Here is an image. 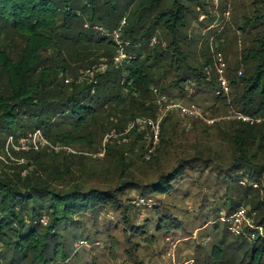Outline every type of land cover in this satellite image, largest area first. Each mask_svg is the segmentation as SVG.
Returning <instances> with one entry per match:
<instances>
[{
  "label": "trees",
  "instance_id": "16d2710c",
  "mask_svg": "<svg viewBox=\"0 0 264 264\" xmlns=\"http://www.w3.org/2000/svg\"><path fill=\"white\" fill-rule=\"evenodd\" d=\"M219 5L230 18L217 51L241 47L229 104L206 74L211 0H0V154L9 139L46 138L22 165L0 163V264H164L175 252L264 264V232L247 243L220 224L245 206L264 226V0ZM116 31L120 45L106 36ZM157 96L205 117L169 111L146 161L149 130L125 132L158 118ZM232 111L259 122L222 118Z\"/></svg>",
  "mask_w": 264,
  "mask_h": 264
},
{
  "label": "built area",
  "instance_id": "2783aa9c",
  "mask_svg": "<svg viewBox=\"0 0 264 264\" xmlns=\"http://www.w3.org/2000/svg\"><path fill=\"white\" fill-rule=\"evenodd\" d=\"M120 32H112L111 34H107L106 36L112 38L118 45H120L121 39H120ZM127 59L126 55L123 53H120L118 56L115 57L113 67L117 68L119 67L125 60ZM217 65L216 73H217V91L216 95L218 96H227L230 92L229 89V83L225 75V64L223 62V59L220 54L216 55V61ZM106 69V66H100L97 69H92L86 71V77L84 79H92L97 71H104ZM207 75L210 74L209 71L206 72ZM225 78V79H224ZM164 100V98H162ZM177 109L182 116H188V117H200L203 118L201 111L196 106L191 107H184L180 105H173L168 106L167 110L170 109ZM165 116V112L158 115V118L156 120L152 119H145V118H138L134 122L130 123L128 126V129L125 133H128L130 130H132L135 126L138 127L140 130H149V143L147 144V151L144 155V158L146 160L150 159V154H152L154 148L156 147L157 143L159 142V136H160V123ZM236 118L238 120H242L244 122H259V120L250 119L249 117L243 116V115H237ZM207 123H213V121H206ZM118 135L115 132L110 133L107 135L104 139V143L107 142L111 138H117ZM12 140V139H10ZM43 137L40 131H35L34 133L28 135L27 137H24L19 140V147L18 150L21 151H30L35 150L37 151L40 146H43L46 144V142L43 141ZM104 151V150H103ZM105 153V151H104ZM104 153H99L97 156L102 158L104 156ZM222 221H226L231 226L230 230H234L235 234L237 236L241 235L245 238H252V233L243 232L244 227L252 228L253 229V222L249 219L247 216V209L246 207L242 206L240 207L232 216L230 217H222ZM249 230V229H248ZM174 259V254L172 255V260ZM174 261V260H173ZM182 264H193V261H185Z\"/></svg>",
  "mask_w": 264,
  "mask_h": 264
},
{
  "label": "rangeland",
  "instance_id": "374dc122",
  "mask_svg": "<svg viewBox=\"0 0 264 264\" xmlns=\"http://www.w3.org/2000/svg\"><path fill=\"white\" fill-rule=\"evenodd\" d=\"M212 1V5H213V14L215 15V20H214V22H212V25H211V27H208V28H205V27H203L202 29V34H204V36L205 35H207V34H209V33H211V39H210V44H211V54H212V61H214V64H215V69L212 67V69H210V74L208 75V78H214L213 77V75L215 76V78H216V75H215V72H216V69H217V65H216V63H215V61H216V55L219 53L220 55H221V57H222V59H223V62H224V64H225V68H223L224 70H226V69H228L229 67H230V65L232 64L231 62V60H230V56H231V59L233 58V59H241V55H240V46H236L235 45V43H229L227 46H224V51L222 50L221 52L220 51H217V50H219V46H215L214 45V40H215V36H214V32L215 33H220L221 31H223L224 30V27H225V23L226 22H228L229 20V18H230V16H229V14H230V12L229 11H225V13H221V11L219 10V1L220 0H211ZM224 16V17H223ZM205 17L204 16H201L200 17V19H199V21H201V20H203ZM229 23V22H228ZM228 25V24H227ZM214 28V29H213ZM153 44V43H152ZM87 71V70H86ZM86 71L84 72V73H82L81 72V74H80V76H79V79L80 80H83L84 79V77H86ZM224 77L226 78H224L225 80H227L228 81V79H227V77L224 75ZM82 78V79H81ZM86 80V79H85ZM69 81V80H68ZM217 81H215V83H216ZM215 87H216V85H215ZM193 94H194V91H193ZM164 98V97H163ZM224 98H226V102H228V104L230 103V99H231V96H230V94H228L226 97H224ZM156 100H157V103L159 104L158 106H159V109H158V112H157V114L158 115H160V114H162V113H164L165 112V115L169 112V111H173V110H177V109H170V110H167V107L168 106H173V105H180V106H184V107H189L188 105H186V104H184V103H180V102H169V101H167V99L166 98H164V100H162V97H160L159 98V96H157V98H156ZM166 106V107H165ZM191 106H196L197 108H199L198 107V105H196V104H192ZM200 109V111H201V114L204 116V109L203 108H199ZM233 112H234V114L236 113L235 111H232V113H230V114H228L227 116H223L222 118H225V119H231V118H233V117H236L234 114H233ZM157 117V116H156ZM205 117V116H204ZM157 119V118H156ZM147 130V129H146ZM144 132V131H143ZM41 134H42V137H43V141L44 142H46V138L43 136V132L41 131ZM148 141H146V145L149 143V134L147 133V136L145 137ZM119 140H125V138H123V139H119ZM118 140V141H119ZM46 146V144L45 145H43V147L42 146H40V148L42 147V148H44ZM18 147H19V141H17V142H15L14 140H8L7 142H6V147H5V149H4V151H2L1 152V154H0V163H2V164H4V167H8L9 168V166H12V167H14V168H16V167H18V166H20V165H22L24 162H26V160L22 157V156H20L21 155V153L22 152H28V151H21V150H18ZM47 148H49V147H47ZM51 148V147H50ZM52 149V148H51ZM67 151H71V152H66V153H69V154H80V152H78L76 149H74V148H67ZM54 154H58L60 151L59 150H54V151H52ZM15 153V154H14ZM102 153H104V151H102ZM85 155H88L89 157H98L97 156V154L96 155H92V154H90V153H86ZM104 157V156H103ZM102 157V158H103ZM98 158H100V157H98ZM143 158H144V155H143ZM145 159V158H144ZM146 160V159H145ZM147 161V160H146ZM2 164H0V167L1 168H4L3 166H2ZM5 170H7L6 168H4ZM10 171H13V170H10ZM264 185V182L262 183V186ZM255 189H258V188H255ZM260 190V196H261V199L263 200L264 199V189H259ZM240 207H242V206H240ZM245 207V206H244ZM222 217V216H221ZM258 215L256 214L255 215V213H254V216L252 217V219H253V229L252 228H248V227H244V229H243V232H247V233H251L252 231L256 234V233H259V232H264V226H263V228L262 227H258L257 225H256V222L258 221ZM257 219V220H256ZM223 222L224 223H226V224H228V228H231V226L229 225V223L228 222H226V221H220V224H223ZM250 230L249 232L247 231V230ZM233 234H235L234 232V230H230ZM252 232V233H253ZM236 235V234H235ZM242 235V234H241ZM237 236V235H236ZM240 236V235H239ZM247 239V243H251V242H253V239L252 238H246ZM208 241H211V239L210 238H208L207 239ZM179 242V240H177V241H175L174 243V245H173V248H176V244ZM181 249H182V246L180 245L179 246V249H178V251H177V253H178V256H179V253H181ZM193 254V257H189V262L190 261H193V264H203V262L202 261H198V257L196 256L195 257V255H194V253H192ZM174 261H172L171 262V258L170 257H168L167 258V260L164 262V264H182L183 262H185V261H181L180 263H179V261H178V259H177V256H176V252H175V259H173ZM187 261V260H186ZM6 262V261H5ZM246 263V261L244 262V264ZM206 264H211V263H206Z\"/></svg>",
  "mask_w": 264,
  "mask_h": 264
}]
</instances>
